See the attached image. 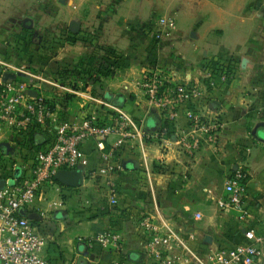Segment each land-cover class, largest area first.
<instances>
[{
    "label": "crops",
    "instance_id": "1",
    "mask_svg": "<svg viewBox=\"0 0 264 264\" xmlns=\"http://www.w3.org/2000/svg\"><path fill=\"white\" fill-rule=\"evenodd\" d=\"M161 16L172 17L175 28L154 43L149 29ZM106 48L119 56L107 74L97 70ZM220 51L236 63L233 78L212 91L209 110H205L204 100L195 104L221 121L213 142L202 144L192 157L185 156L174 144L163 148L156 142L149 143V157L162 156L163 162L152 165L150 184L139 170V153L126 151L123 170L113 175L117 184L115 206L109 205L102 178H85L76 188L64 186L60 196L45 190L38 193L29 212L37 214L34 222L39 230L51 222L66 234L44 235L51 264H111L121 258L145 264L142 238L133 231V215L142 209L157 218L162 216L185 237L194 234L189 243L197 249L243 243L248 229L264 234V0H0V62L14 69L0 65L1 76L13 73L15 77L9 81L36 85L39 88L35 90L50 97L57 93L54 88L31 75L75 87L86 81L80 78L83 62H91L94 78L89 83L94 96L109 98L141 120L145 129H155L160 113L147 107L137 85L143 68L158 62L175 75L177 82L197 80L203 62ZM58 69L63 82L54 74ZM68 78L74 80L66 81ZM62 94L67 100L77 99L73 114L69 115L68 104L61 107L66 115L89 112L82 96ZM187 130L181 110L172 133L177 136ZM31 132L39 144L41 130ZM16 135L0 133V144L7 143L11 148L17 144ZM82 150L91 166L98 165L90 141L82 145ZM26 152L17 159L25 157ZM235 168L247 173L248 213L244 220L216 204L225 195V178ZM89 193L99 199L88 201L86 206L82 202ZM80 197L81 203L73 202ZM54 200L61 204L52 206ZM90 211L93 214H87ZM196 213L201 214L199 219L194 217ZM92 216V220H84ZM75 229L76 238L71 236ZM108 229L121 237L119 252L85 247L86 238Z\"/></svg>",
    "mask_w": 264,
    "mask_h": 264
},
{
    "label": "built area",
    "instance_id": "2",
    "mask_svg": "<svg viewBox=\"0 0 264 264\" xmlns=\"http://www.w3.org/2000/svg\"><path fill=\"white\" fill-rule=\"evenodd\" d=\"M174 28L172 17L157 18L149 29L151 40L154 43L162 40ZM228 59L227 55L224 65ZM207 61L203 62L201 78L186 82H177L175 75L158 62L143 68L137 85L147 107L150 110L155 108L160 113L154 130L145 129L141 120L109 98L95 97L89 83L94 75L75 87L31 75L54 88L57 93H72L82 96L86 101L98 103L105 112L101 117L84 114L72 119L61 118L57 105H52L50 97L42 91L35 90L36 85L6 81L0 75V133L16 135L36 130L42 132V140L39 144H30L25 157L21 160L14 157L11 164L0 166V179L4 180L0 188V264H51L45 251L46 237L33 220L19 211H29L42 190L48 191L49 195L60 196L64 186L55 180L57 171L80 169L82 180L102 178L109 205L115 206L117 184L113 175L123 170V154L126 151L136 150L139 153V169L150 184L153 163L161 165L163 162L162 156L154 159L149 157L146 152L149 143L156 142L163 148L174 144L185 156L192 157L202 144L213 142L221 121L198 109L195 104L204 100V108L209 110L212 91L226 85L233 78L235 69L223 72L218 77L223 85H218L211 72L205 70ZM0 65L14 71L3 62ZM82 87L85 88L83 91ZM181 110L188 130L176 136L172 133V126ZM86 141L91 142L98 165L91 166L83 152L82 145ZM15 168L20 169L18 176L14 175ZM246 176L247 173L242 169H233L223 183L225 195L216 200L219 209L234 212L239 220H244L248 213L245 208ZM60 204V201H51L52 206ZM133 216V231L142 238L147 258L145 264H264V234L257 235L252 229L244 231L243 243L232 246L219 243L214 248L197 249L189 243L194 234L188 233L185 237L162 216L157 215V218L144 209ZM194 217L199 219L201 214L196 213ZM84 244L87 249L98 246L115 252H119L123 245L120 235L111 229L86 238ZM173 252L174 256L171 255ZM111 264L136 263L121 258L113 260Z\"/></svg>",
    "mask_w": 264,
    "mask_h": 264
},
{
    "label": "rangeland",
    "instance_id": "3",
    "mask_svg": "<svg viewBox=\"0 0 264 264\" xmlns=\"http://www.w3.org/2000/svg\"><path fill=\"white\" fill-rule=\"evenodd\" d=\"M59 69L57 70V72H55L54 74H55V76H57L56 78L57 79H60V80H62V78H63V76L62 75H60L59 74ZM71 76V75H70ZM73 76V75H72ZM74 79H70V78H68V79H66V81H69V82H72ZM64 80H62V82H63ZM76 85V84H75ZM74 85V86H75ZM82 89H85L84 87H82ZM93 92V91H92ZM48 94V93H47ZM46 94V92H44V95H46V96H48ZM77 99H73V98H70L69 100H67L66 98H64V95L62 94V93H56V94H54L53 96H50V103L53 105V104H56L57 105V109H58V111H59V114H60V116H61V118H64V119H72L73 117L72 116H68V115H66V113H64L62 110H61V107L64 105H67L68 104V106H70L69 108H68V110H69V112L71 111V113L69 114V115H71V114H73V112H74V110L76 109V105H77ZM86 102V105L87 106H89V108H88V111L89 112H86V114L87 115H99V117H101V116H103L104 114H105V112L103 111V109H102V107H100V105H98V106H95V103L94 102H90V101H85ZM85 106V105H84ZM94 112H96L97 114H95ZM19 144H12L11 145V148H8V144L6 143V144H4V145H1V147H0V166H2L4 163H9V164H11V162H13V159L12 158H17V155H21V153L23 152L24 153V150H26L24 147H19L18 146ZM4 154H9V156L10 157H7V158H5V157H3V155ZM155 163V162H154ZM154 163H153V165H154ZM162 165V164H161ZM161 167V166H160ZM162 168V167H161ZM153 169V168H152ZM151 169V170H152ZM140 170V169H139ZM20 174V169L19 168H15V170H14V175L15 176H18ZM98 200L99 199V196L97 195L96 196V194L95 193H89V194H87L85 197H84V202H82V199H81V197L79 198V200L78 201H75V200H73V202H79V203H84V204H87L86 206H88V204H89V202L91 201H93V202H95V200ZM89 201V202H88ZM84 208H86V209H91V208H89V207H84ZM87 214H93L91 211L90 212H88ZM49 217H51V215H49ZM53 218V217H52ZM94 217L92 216V217H86V218H84V220H88V221H90V220H92ZM82 221V220H81ZM80 221V222H81ZM79 222V221H78ZM74 227V226H73ZM42 228V227H41ZM54 228V229H53ZM40 231H41V233L43 234V235H46V234H48V233H52V235L55 237L56 235H66L65 234V231L63 230L62 232H60L59 231V228L57 229V227H55L54 226V224L53 223H49V224H46L42 229H40ZM52 231V232H51ZM77 235H78V231L75 229L74 230V233H71V236L73 237L74 236V238H76L77 237ZM69 236H70V234H69ZM198 246V245H197Z\"/></svg>",
    "mask_w": 264,
    "mask_h": 264
},
{
    "label": "trees",
    "instance_id": "4",
    "mask_svg": "<svg viewBox=\"0 0 264 264\" xmlns=\"http://www.w3.org/2000/svg\"><path fill=\"white\" fill-rule=\"evenodd\" d=\"M118 58L119 56L112 48H106L104 51V55L101 57L102 62L98 63L97 70L98 71L102 70L107 74L109 72L108 70L110 65L116 63L115 61H117ZM226 58H227V54L223 51H220L215 57L208 59L207 64L205 66V70L211 72L213 80H215L218 83V85L221 84L218 81V77L223 72H229L230 70L233 71L236 67V63L231 57H229V59L227 60V64L224 65ZM83 63H84V67L80 73V78L83 80L92 79L93 65L90 64L91 62H83ZM14 140L17 144L24 147L25 149H27L30 144L36 145V141H34V133L31 131H29L28 133L17 134L16 136H14Z\"/></svg>",
    "mask_w": 264,
    "mask_h": 264
},
{
    "label": "water",
    "instance_id": "5",
    "mask_svg": "<svg viewBox=\"0 0 264 264\" xmlns=\"http://www.w3.org/2000/svg\"><path fill=\"white\" fill-rule=\"evenodd\" d=\"M72 31L75 32V28H71ZM15 75L10 72L4 73V80L9 81L13 79ZM29 93H32L33 95L35 92L29 91ZM4 145V144H0ZM137 162H135L136 164ZM137 166V164H136ZM55 180L60 183L61 185L69 188H76L79 187L82 183V175H81V170L80 169H73V170H59L55 174ZM4 185V180L0 179V188L3 187ZM19 213L23 216H26L27 218L31 220H36L37 214L35 212H29L26 209H21Z\"/></svg>",
    "mask_w": 264,
    "mask_h": 264
}]
</instances>
